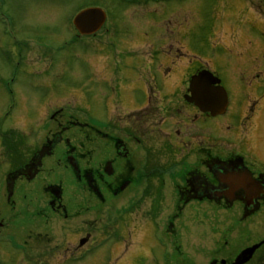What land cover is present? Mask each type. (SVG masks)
Here are the masks:
<instances>
[{"label":"rangeland","instance_id":"1","mask_svg":"<svg viewBox=\"0 0 264 264\" xmlns=\"http://www.w3.org/2000/svg\"><path fill=\"white\" fill-rule=\"evenodd\" d=\"M222 2L158 0L146 1L141 6L123 0H0V134L14 130L25 135L21 146L17 147L14 141L11 153H5L0 139L3 264H36L40 260L58 264V260L65 258V248H5L13 242L12 236L21 243L24 230L34 223H43V218L32 220L31 215L37 211V199L45 187L60 185L66 197H71L72 175L56 165L59 150L43 160V170L31 183L16 182L13 208L6 202L5 179L14 166L13 158L23 159L27 149H33L42 136L49 137L55 132L57 127L48 118L60 114L63 121L78 122L80 126L65 132V137L70 139L75 133L84 141L89 134L87 125L104 121V107L130 104L133 111L143 104L144 92L148 90L144 84L152 81L153 61L159 52L156 45L150 46L141 39H136L138 45L131 43L129 36L134 25L170 21V28L190 26L187 45L193 53L190 60L194 65L200 60L211 65L215 59L219 63L226 59L231 64L233 58L227 55L226 47L232 48L233 54L249 48L244 59L238 60L249 64L244 67L250 72L248 75L234 70L236 66L218 63L209 69L222 79L229 97L234 86L259 85L264 91V58L252 60L262 47L249 42L251 38H259L258 31L247 23L253 13L241 10L236 2L226 8ZM88 7L106 12L108 33L102 30V36L97 38L76 37L69 22L78 10ZM225 20L228 22L224 23ZM218 21L223 24L221 32L212 28L213 24L218 26ZM255 25L264 30V24L255 21ZM242 30H248V34ZM187 45H182V53H189ZM174 57L172 49L170 58ZM176 62L183 65L177 59ZM186 73L177 74L176 79ZM86 197V193H79L77 199L81 202ZM123 206V200H116L111 210L103 209L102 214L95 216L92 246L82 249L69 264H172L182 260L188 263L194 257L191 251L215 248L217 244V209L210 206L188 205L174 219L173 205L167 204L158 216L152 214L150 221L141 220L135 211L129 216V212H122ZM85 231L90 229L86 227ZM40 251L45 252V258Z\"/></svg>","mask_w":264,"mask_h":264},{"label":"flooded vegetation","instance_id":"2","mask_svg":"<svg viewBox=\"0 0 264 264\" xmlns=\"http://www.w3.org/2000/svg\"><path fill=\"white\" fill-rule=\"evenodd\" d=\"M123 1L144 6L146 1L158 0ZM222 1L225 8L236 2L241 10L253 13L247 23L258 31L259 38L250 36L249 42H257L262 48L252 60L264 58V30L255 25V21L264 24V0ZM220 21L218 26H212L217 32L223 28ZM190 31V26L170 28V21L134 25L131 43L138 45L136 39H141L156 45L159 52L153 61L152 81L144 84L148 90L143 104L133 111L130 104L104 107V121L88 124L89 134L84 141L75 133L70 139L65 137V132L80 126L78 122L63 121L60 114L48 118L57 131L49 137L44 134L33 149H27L23 159L13 158L14 166L4 184L11 208L16 182L31 183L43 170V160L53 157L56 150L60 153L56 165L71 173L73 186L69 199L60 185L45 187L37 199V211L31 215L32 220L43 218V223L24 230L21 243L12 236L13 242L5 248H65V258L56 263L69 264L82 249L92 246L95 216L103 209L111 210L116 200L124 201L122 212L132 216L135 211L145 221L152 214L158 216L163 205H173L174 219L188 205H205L217 209L219 232L215 248L193 250L192 261L172 264H233L243 251L255 245L258 247L243 264H264V91L259 85L234 86L232 95H227L225 113L215 117L186 102L189 78L199 71H210L224 88L219 75L209 69L214 63L250 73L244 68L249 64L238 61L244 59L249 48L233 54V49L226 47L227 55L233 58L231 64L226 59L222 63L215 59L211 65L202 60L194 65L187 45ZM182 45H187L188 54L182 53ZM172 49L174 58H170ZM182 72L188 73L176 79ZM249 122L252 125L247 141L240 130H229L231 123L245 130L244 124ZM23 135L17 134L10 143L19 140L16 144L21 146ZM8 151L11 153V148ZM79 193L87 195L81 202L77 199ZM86 227L90 231H85ZM168 227L170 233V223ZM3 228L0 218V231ZM39 253L45 258L44 251ZM3 261L0 255V264ZM37 263L50 264L46 260Z\"/></svg>","mask_w":264,"mask_h":264},{"label":"water","instance_id":"3","mask_svg":"<svg viewBox=\"0 0 264 264\" xmlns=\"http://www.w3.org/2000/svg\"><path fill=\"white\" fill-rule=\"evenodd\" d=\"M105 13L99 8H86L76 14L72 20L75 30L80 36H91L100 30L105 22ZM219 80L208 71H201L189 80L188 103L196 106L203 113L211 116L223 114L227 106V98L223 88L218 87ZM216 86V87H214ZM255 245L243 251L233 264H243L249 260Z\"/></svg>","mask_w":264,"mask_h":264},{"label":"trees","instance_id":"4","mask_svg":"<svg viewBox=\"0 0 264 264\" xmlns=\"http://www.w3.org/2000/svg\"><path fill=\"white\" fill-rule=\"evenodd\" d=\"M2 144L5 150L9 149L10 143L7 141V135L5 134L2 135Z\"/></svg>","mask_w":264,"mask_h":264}]
</instances>
